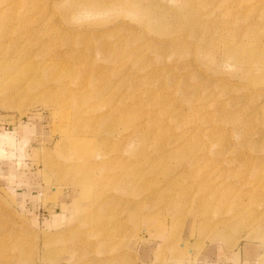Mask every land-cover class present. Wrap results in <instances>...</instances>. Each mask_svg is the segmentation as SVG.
Here are the masks:
<instances>
[{
	"label": "rangeland",
	"instance_id": "obj_1",
	"mask_svg": "<svg viewBox=\"0 0 264 264\" xmlns=\"http://www.w3.org/2000/svg\"><path fill=\"white\" fill-rule=\"evenodd\" d=\"M73 1L0 0V264H264V0Z\"/></svg>",
	"mask_w": 264,
	"mask_h": 264
},
{
	"label": "crops",
	"instance_id": "obj_2",
	"mask_svg": "<svg viewBox=\"0 0 264 264\" xmlns=\"http://www.w3.org/2000/svg\"><path fill=\"white\" fill-rule=\"evenodd\" d=\"M16 129H19L20 131V133H23V136H25V137H27V136H29V134H31V127H25V128H27V129H25V130H22L23 129V124L22 123H19V124H17V126L15 127ZM28 196L26 197V200L28 199V198H31V199H33V196L31 195L30 196V194L29 193H26ZM20 197H21V199L23 198V193L22 194H20ZM25 199H23V200H21L22 202H20V203H22L24 206L26 205V203H27V201H26ZM25 202V203H24ZM246 253V252H245ZM236 256V258H237V255H235ZM203 260V262H201L202 264H219L218 263V261L214 258V257H212V256H202L201 257V260H199V261H202ZM198 261V262H199Z\"/></svg>",
	"mask_w": 264,
	"mask_h": 264
},
{
	"label": "bare ground",
	"instance_id": "obj_3",
	"mask_svg": "<svg viewBox=\"0 0 264 264\" xmlns=\"http://www.w3.org/2000/svg\"><path fill=\"white\" fill-rule=\"evenodd\" d=\"M73 3H75V4H77V5H79L80 7H82V8H85L87 5L86 4H84L83 2H81V1H79V0H75V2L73 1ZM190 4H192V0H187L186 2H184V8H183V6H179V7H177V9L175 10V12H174V14H177V16H178V14L179 13H181L182 11V9L184 10H188V9H190V7H188V5H190ZM189 14H187V16H186V19L188 20V21H190L191 19H192V14H191V12H188ZM180 17V16H179ZM178 17V18H179ZM180 19V18H179ZM81 165H82V163H80ZM80 165V166H81ZM79 166V165H78ZM70 168H72V169H77V165L75 164H73V162H72V164H70Z\"/></svg>",
	"mask_w": 264,
	"mask_h": 264
}]
</instances>
